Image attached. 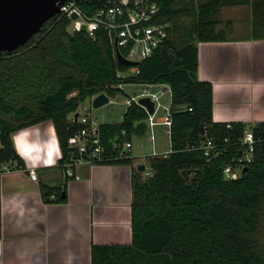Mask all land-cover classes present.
I'll return each mask as SVG.
<instances>
[{"label": "trees", "instance_id": "trees-1", "mask_svg": "<svg viewBox=\"0 0 264 264\" xmlns=\"http://www.w3.org/2000/svg\"><path fill=\"white\" fill-rule=\"evenodd\" d=\"M160 14L155 22H170L187 15L176 8L179 0H156ZM233 2V1H232ZM226 0H207L198 7L191 38L179 44L169 37L139 65L135 77L120 78V66L103 30L95 37L70 33L68 18L49 20L33 39L14 52H0V238L1 173L25 170L16 151L17 132L51 121L56 129L65 171L68 140L82 126L70 121L80 106L105 93L128 98L121 84H167L174 92L170 152L149 162L152 176L138 170L135 158L108 159L102 164L132 168V243L92 244V264H264V144L257 143L249 169L237 179L225 176L246 153L242 139L247 128L264 138V122L216 123L213 119V85L200 81L199 44L227 41L221 30L220 11ZM233 2L230 5H234ZM252 4L251 35L264 39V0ZM229 24V23H228ZM173 28V27H172ZM192 108L186 111L179 107ZM115 122L100 125L102 142L112 147L122 132L128 139L147 136L148 115L133 103ZM216 147L206 156V138ZM111 150V149H110ZM113 153V152H112ZM110 156H116L117 153ZM46 203H65L66 187L42 184ZM65 193V196L63 194Z\"/></svg>", "mask_w": 264, "mask_h": 264}, {"label": "crops", "instance_id": "crops-1", "mask_svg": "<svg viewBox=\"0 0 264 264\" xmlns=\"http://www.w3.org/2000/svg\"><path fill=\"white\" fill-rule=\"evenodd\" d=\"M247 19L246 37L199 44L198 76L213 85L216 123L264 122V39L250 38L252 4ZM161 134L160 127L158 141ZM135 139L138 166L146 136ZM13 140L25 170L1 173L0 264H92L93 243H132L131 166L84 163L75 168L76 178H66L59 168L62 152L51 121L23 129ZM31 170L37 172V181L30 178ZM42 184L65 186L67 201L46 203Z\"/></svg>", "mask_w": 264, "mask_h": 264}, {"label": "built area", "instance_id": "built-area-1", "mask_svg": "<svg viewBox=\"0 0 264 264\" xmlns=\"http://www.w3.org/2000/svg\"><path fill=\"white\" fill-rule=\"evenodd\" d=\"M160 9V4L156 0H65L57 16L70 20L68 27L72 29V33L82 32L83 26L87 27L85 32L91 37H95L97 30L105 31L116 60L119 51L128 61L137 63L125 66L127 67L125 70L118 72V76L124 79L135 77L139 73V65L150 58L169 37L172 24L155 22ZM74 14L77 15V19H73ZM119 88L124 89L129 95L122 103L126 109L135 103L144 108L148 115L146 119L148 132L145 142L142 143L143 148L148 147V152H143L140 159L141 164L146 166L144 174L150 177L152 169L149 162L154 158L167 157L170 152L169 150L159 153L158 128H163V134L170 139L172 113L175 109L173 89L167 84H121ZM97 96L92 97L91 102ZM142 98H150L154 103V113L151 114L147 107L140 103ZM110 102L119 103L112 98ZM179 109L192 111V108L185 105ZM89 111L88 106L83 103L78 113L70 117L72 123L79 124L82 128L68 140L70 154L65 164L66 178H76L75 168L84 163L97 164L108 159H136L133 155L135 138L128 139V132L124 130L120 141L114 142L112 147L105 145L101 138V123L92 118L88 114ZM228 128H231L230 123ZM242 142L246 147V153L239 162L242 165L235 170L227 167L225 176L228 179L238 178L242 169L253 160L256 144H264V138H256L253 129L247 128ZM215 147V142L207 137L203 145L206 156ZM110 152L117 155L110 156ZM4 169L7 170L8 167L5 166ZM29 174L33 181L38 180L36 171L31 170Z\"/></svg>", "mask_w": 264, "mask_h": 264}, {"label": "water", "instance_id": "water-1", "mask_svg": "<svg viewBox=\"0 0 264 264\" xmlns=\"http://www.w3.org/2000/svg\"><path fill=\"white\" fill-rule=\"evenodd\" d=\"M65 0H0V52H14L33 39L46 23L55 18ZM77 19V15H73ZM82 30H87L83 26ZM120 66H132L137 63L128 61L117 51ZM110 97L105 93L98 95L92 102L95 109L109 105ZM140 103L154 113V103L150 98H142ZM146 166L138 165V170L144 172ZM244 169V173L248 171ZM65 196V193L63 194Z\"/></svg>", "mask_w": 264, "mask_h": 264}, {"label": "rangeland", "instance_id": "rangeland-1", "mask_svg": "<svg viewBox=\"0 0 264 264\" xmlns=\"http://www.w3.org/2000/svg\"><path fill=\"white\" fill-rule=\"evenodd\" d=\"M205 1L206 0H179L176 3V8H181V9L184 8L187 9L188 11L187 15L177 19L175 24L172 26L173 33L179 44H182L191 38V33L193 32V28L196 22L198 7ZM228 1L230 4H232L235 0H226V3ZM230 4L228 6H225V8L220 11L219 19H221L224 22L219 27H217V30H221L223 34L229 38L246 37L248 35V33H246L247 31L246 29L249 26V21L247 19V16L251 11V4L238 3V5H236L235 3L237 7H235L234 9L232 8L231 10H230V6L233 5ZM241 7L242 9L240 10ZM234 10H237L238 17L234 16ZM68 31L70 33L73 32L72 29L69 27H68ZM114 100L119 103L109 104L107 106H103L98 109H95L93 107L90 99L86 100L84 105L88 106L90 110L88 114L92 118L96 119L98 122L100 123H104L107 121L115 122L117 120V117L120 115L121 111L124 109L121 105H123L122 103L125 101V99L124 97L118 96ZM137 140L138 139L134 140L135 146H138L137 144H139ZM169 150H170V139L167 136L161 134L158 141V151L159 153L160 152L165 153V151H169ZM139 152L141 153L148 152V147L139 150Z\"/></svg>", "mask_w": 264, "mask_h": 264}]
</instances>
